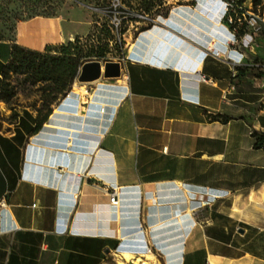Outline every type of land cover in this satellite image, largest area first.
<instances>
[{
  "label": "crops",
  "instance_id": "1",
  "mask_svg": "<svg viewBox=\"0 0 264 264\" xmlns=\"http://www.w3.org/2000/svg\"><path fill=\"white\" fill-rule=\"evenodd\" d=\"M195 9L131 39L123 87L70 92L36 132L39 108L0 101V264H118L143 238L153 264H264V24L233 64L207 53L226 34ZM59 29L0 39V90L12 46L44 52Z\"/></svg>",
  "mask_w": 264,
  "mask_h": 264
},
{
  "label": "rangeland",
  "instance_id": "2",
  "mask_svg": "<svg viewBox=\"0 0 264 264\" xmlns=\"http://www.w3.org/2000/svg\"><path fill=\"white\" fill-rule=\"evenodd\" d=\"M111 1L0 0V39H12V37L16 36L19 26H24L34 21H56L62 26L58 34L60 44L56 46L67 45L69 42H75L76 39H80L84 52L97 53L103 49L105 53L103 58L93 56L88 61L98 60L102 64L106 62H122L125 51L129 43L132 42L131 39L139 32L154 25L152 20L162 22L163 18L168 17L173 8L190 6L191 9H195L197 3L199 5L198 8H201L204 2L201 0L197 2L188 0H122V5L129 15L121 21L119 29H116L114 24L111 23L113 16L109 13ZM147 6H151L150 11H146ZM135 21H138V23ZM35 31L36 29L31 31L30 37H34ZM68 34H70L69 37H67ZM119 35H124L128 41L123 55L121 54V46L118 43ZM118 79L103 78L89 84H80L76 81L71 92L86 102V98L90 96H102L105 94L109 88L111 89V87L117 85ZM10 81L16 84L14 76L11 77ZM19 95L20 98L14 99L7 106V109H14L17 106H25L30 109L41 108L39 94L35 88L26 91L21 90ZM19 99H21L20 103L18 102ZM9 117L10 120L13 119V114ZM4 120H6L4 112L0 110V128H2ZM171 233L172 239H179L180 234L176 229H173ZM130 251L134 253L133 256L135 257H140L147 253L137 245ZM149 264H153V262Z\"/></svg>",
  "mask_w": 264,
  "mask_h": 264
},
{
  "label": "trees",
  "instance_id": "3",
  "mask_svg": "<svg viewBox=\"0 0 264 264\" xmlns=\"http://www.w3.org/2000/svg\"><path fill=\"white\" fill-rule=\"evenodd\" d=\"M238 7H243L249 0H234ZM255 11L263 6L264 0H250ZM151 6L146 7L150 11ZM245 29H241L239 35ZM94 54V55H93ZM101 49L97 53L84 52L80 39L69 42L67 45L48 46L44 52L34 51L14 44L11 50V59L4 66L0 101L10 105L20 91L36 89L41 101V108L37 109L36 128L38 131L52 113V106L70 94L81 66L89 58L104 57ZM121 54L124 53L121 51ZM16 78V84L10 81ZM257 138L256 148L264 145V136L253 134Z\"/></svg>",
  "mask_w": 264,
  "mask_h": 264
},
{
  "label": "built area",
  "instance_id": "4",
  "mask_svg": "<svg viewBox=\"0 0 264 264\" xmlns=\"http://www.w3.org/2000/svg\"><path fill=\"white\" fill-rule=\"evenodd\" d=\"M111 2L109 11L113 16L111 23L114 24L116 29H119L121 21L126 19L129 13L125 11L126 9H124L125 7L122 5V0H112ZM201 12L211 19L217 20L218 33L221 34L224 32L226 34V36H224L226 51L217 50L211 46L207 48V53L211 54L216 59L233 64H236L230 56L233 48L244 45L248 37L251 38L257 35L260 31V26L264 24V2L263 6L255 11L252 6L250 8L246 5L238 7L234 0H204ZM135 22L138 23V21ZM152 22L155 23L157 21L152 20ZM241 29H245L243 37H239ZM118 43L123 52L125 47H127L126 44H128L126 37L124 35H119ZM202 79L204 78L202 77ZM69 95L70 94L67 96ZM108 193L112 208L115 210L118 209L120 206L119 190L112 188ZM144 232V228L140 226L138 228V233L144 235ZM137 246L147 253L154 254L156 252V247L144 238L139 241Z\"/></svg>",
  "mask_w": 264,
  "mask_h": 264
},
{
  "label": "water",
  "instance_id": "5",
  "mask_svg": "<svg viewBox=\"0 0 264 264\" xmlns=\"http://www.w3.org/2000/svg\"><path fill=\"white\" fill-rule=\"evenodd\" d=\"M121 76V62H106L102 64L98 60H90L81 66L76 81L80 84H89L103 78L118 79Z\"/></svg>",
  "mask_w": 264,
  "mask_h": 264
},
{
  "label": "bare ground",
  "instance_id": "6",
  "mask_svg": "<svg viewBox=\"0 0 264 264\" xmlns=\"http://www.w3.org/2000/svg\"><path fill=\"white\" fill-rule=\"evenodd\" d=\"M196 10H200L201 11V8L197 7ZM174 16L179 18V17H182V14H180V12L176 11V12H174ZM117 83L119 84L120 87H123V85H124V83L121 80H118ZM80 90H82V88H80ZM120 257H121V261L118 264H149L150 262L154 263L155 260H156V257L152 253H145V254H143L140 257H135L133 255H129L127 253H123V254L120 255Z\"/></svg>",
  "mask_w": 264,
  "mask_h": 264
}]
</instances>
